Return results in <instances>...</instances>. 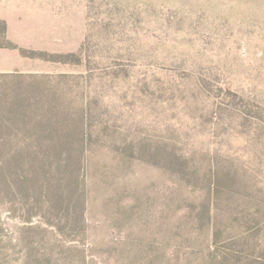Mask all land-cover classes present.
Masks as SVG:
<instances>
[{"label": "rangeland", "instance_id": "1", "mask_svg": "<svg viewBox=\"0 0 264 264\" xmlns=\"http://www.w3.org/2000/svg\"><path fill=\"white\" fill-rule=\"evenodd\" d=\"M0 264H264V0H0Z\"/></svg>", "mask_w": 264, "mask_h": 264}]
</instances>
